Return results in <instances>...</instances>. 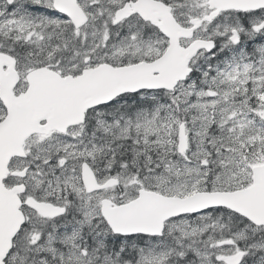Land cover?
Returning <instances> with one entry per match:
<instances>
[{"label":"snow or ice","instance_id":"1","mask_svg":"<svg viewBox=\"0 0 264 264\" xmlns=\"http://www.w3.org/2000/svg\"><path fill=\"white\" fill-rule=\"evenodd\" d=\"M0 264H264V0H0Z\"/></svg>","mask_w":264,"mask_h":264}]
</instances>
